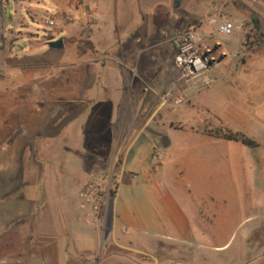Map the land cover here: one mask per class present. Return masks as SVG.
Wrapping results in <instances>:
<instances>
[{"label":"crops","instance_id":"obj_1","mask_svg":"<svg viewBox=\"0 0 264 264\" xmlns=\"http://www.w3.org/2000/svg\"><path fill=\"white\" fill-rule=\"evenodd\" d=\"M87 1L90 10L98 16L97 25L85 40V29L80 24L73 44L76 64L82 66L87 75L86 90L68 97L65 87L58 81L56 70L66 62L61 53L66 45L64 39L61 50L51 48L50 69L55 71L52 75L38 74L34 67L18 65L17 60L2 68L23 71L18 87H25L32 94L43 87L46 90L43 101L46 99L47 104H58L62 108L50 119L52 129L35 139L32 152L37 157L42 156L41 166L38 171L29 168L35 178L28 180L32 187L21 196L30 208L29 236L25 237L20 230V241L15 239L18 233L11 234L12 238L0 242V248L10 252L12 250L7 248H20L24 242L34 251L36 249L43 264H138L139 256L156 261L151 255L154 243L145 239L148 237L194 240V225L215 239L218 235L215 232L221 233L228 221L236 219L235 211H229L228 207L237 200L230 190L238 162L264 163V75L256 69L250 70L255 67L254 60H242L240 65L237 54L230 56L225 49L226 42L218 40L222 45L220 52L227 57L222 58L211 72L207 87L188 95L184 103L176 107L173 100L181 96L183 87L177 83L179 73L173 63L175 57L161 55L160 68L168 71V79L165 86L157 89L146 84L147 77L126 68V65L131 66L127 58H132L138 51L149 55L148 37L154 31L162 39L157 47L163 46L167 36L165 31L171 26L158 21L156 16L152 22L140 24L139 13L132 8L135 0ZM174 1L173 6L178 12L170 22L173 28L176 25L175 29L194 27L209 36L215 32L211 20L249 21L252 27L246 36L247 42L250 46L264 44V0H247L259 13L257 18L237 0ZM170 2L173 3L172 0L157 1V5L149 8L150 12L153 15L164 13ZM200 8L209 11V15L201 18L199 26L196 15L190 24L176 23L180 15L189 10H194L195 14ZM64 9L65 6L62 12ZM78 12L82 15L80 8ZM165 13L171 17L169 12ZM173 38L169 39V44L174 52ZM244 39L243 35L239 51ZM85 42L93 47L85 46ZM12 51L13 48L8 53ZM79 54L83 55L80 60ZM112 72L118 76L116 82L119 79L117 88L110 80ZM172 84L174 99L165 101V92ZM98 86L106 103L116 94L122 97L115 103L114 115L106 119L104 131L108 137H104L106 134L91 135L89 141H83L85 134L91 132L81 123L94 108ZM226 129L245 135L255 141L257 147L249 148L208 135V132ZM173 130L182 134L176 146L167 135ZM92 137L94 143L90 142ZM69 155L74 160L88 155L84 158L89 164L88 173L72 175L76 197L81 199L91 179L105 178L104 220L101 224L93 222V232L67 222L68 216L77 213L71 194L63 191L65 180L71 176ZM155 155L163 156L157 166L152 161ZM181 198L184 199L182 202ZM79 209L83 215L77 218L78 223L98 217L91 209L82 208V203ZM23 220L25 222V217ZM209 226L213 231L209 232ZM107 231L108 239L105 240ZM233 236L234 232L228 241ZM47 248L54 252L46 255Z\"/></svg>","mask_w":264,"mask_h":264},{"label":"rangeland","instance_id":"obj_2","mask_svg":"<svg viewBox=\"0 0 264 264\" xmlns=\"http://www.w3.org/2000/svg\"><path fill=\"white\" fill-rule=\"evenodd\" d=\"M9 0L8 11L4 15L0 23V242L4 238L21 239V231L25 237L29 236L31 228L28 219L30 208L27 201L22 199L23 193H27L31 189L32 184L28 180H34L35 175L29 172V168L40 170L42 156L38 157L34 154L35 139L41 133L51 130L52 117L58 115L59 109L62 108L58 104H47L43 99L46 90L42 87L35 94L27 92L25 87H18V82L22 80L23 71H11L2 69L7 64L17 60L18 65L32 66L38 74L52 75L55 73L50 69L52 64L51 58L53 51L49 47V43L65 40L66 45L61 50L62 57L66 59L65 64L56 70L61 84L65 87L68 97H75L80 91L86 90V72L82 66L76 64L74 42L78 34L79 25L81 24L85 31V40L91 36V30L98 21V16L89 8L87 0ZM158 2L163 0H135L133 9L139 13V22L148 24L152 22L153 17L158 21L171 26L166 29L165 44L157 47L156 44L162 42L157 31L148 37V53L138 51L132 58H127L131 66L126 68L138 74V76L147 77L146 84L154 88L166 85L168 71H162L161 55L164 57H175L169 39L175 38L183 31L190 27L173 28L170 22L174 18V14L178 12V8H174V0L169 3L168 11L171 17L166 13L152 14L151 9ZM236 1V0H235ZM240 4L249 8L251 14L259 17V13L247 0H237ZM74 2V3H73ZM66 9L62 12V7ZM81 9V14L78 10ZM180 15V20L176 21L178 25L190 24L193 15L198 22H202L201 18L209 15V11L199 10L194 14V10ZM230 14V13H228ZM81 15V17L79 16ZM228 17V16H226ZM257 18V17H256ZM51 20L55 21V26L50 27L47 23ZM170 22V23H169ZM169 23V24H168ZM243 30L237 31L231 37H219V41L226 42L225 49L230 56L235 54L238 62L254 60L255 67L250 70H258L260 75H264V44L258 46H250L246 36L250 34L252 25L249 21L242 22ZM97 25V24H96ZM264 30V25H263ZM175 30V31H173ZM172 31V32H171ZM245 44H239L243 39ZM87 44V45H86ZM85 46L92 48V44L85 42ZM13 48L11 54L10 52ZM83 56L79 54L78 60ZM11 59V60H10ZM170 67V65H169ZM123 70V69H119ZM14 73V74H13ZM110 77L112 85L117 88L119 79L116 82V74L112 72ZM158 73V74H157ZM160 73V74H159ZM15 76V79H14ZM82 79V81L80 80ZM172 84L165 94L171 93L169 100L173 98ZM58 92V91H57ZM103 92L98 86V93L93 99L94 108L87 118L81 123L82 127L90 129L85 134L83 141H89L88 137L93 135H104L108 137L104 129L106 127V119L114 115L115 103L119 100L121 94H116L106 103L103 99ZM122 97V96H121ZM67 102H69L67 100ZM261 114V113H259ZM167 135L172 142L177 145L179 132L168 131ZM92 137L90 142L93 141ZM34 147V150H33ZM31 149V150H30ZM67 158L69 174L71 176L65 180L64 193L71 194V201L74 204V211L77 212L72 216H68L67 222L75 225L77 228L95 231V225L92 218L78 223L77 218L82 217L83 213L79 209L82 200L73 193L74 182L72 175L83 176L88 173L89 164L84 158L74 160L72 155ZM27 171V172H26ZM31 171V170H30ZM236 174V175H235ZM234 183H232L231 192L236 196V203L229 204L228 210L235 211L236 219L228 221L229 224L223 227L221 233L215 235V239L210 233L199 230V227L193 225L195 229L194 240H180L173 238L152 237L145 238L154 244L151 255L156 261H152L149 257L139 256L138 264H264V163H245L240 161L234 170ZM184 199H180L182 202ZM259 200V201H256ZM180 202V203H181ZM72 204V205H73ZM24 216L25 222H24ZM27 217V218H26ZM250 218L246 222V219ZM83 219V218H82ZM236 220V221H235ZM87 221L90 223L87 224ZM28 222V223H27ZM234 222L236 225H234ZM240 225L241 223H243ZM85 225H92L86 227ZM39 227V226H38ZM210 231L213 228L209 226ZM21 230V231H20ZM232 232L234 236L231 241ZM214 235V234H213ZM219 238V240H218ZM23 240V239H22ZM21 240V241H22ZM37 244V242H36ZM35 244V245H36ZM105 245V241L104 244ZM225 246V247H224ZM224 247V248H222ZM222 248V249H220ZM218 249V250H215ZM12 251H2L0 248V264H43L40 257L35 251L21 243L20 248H7ZM46 255L52 254L54 251L47 248L44 251ZM122 261V260H121ZM119 263V262H118Z\"/></svg>","mask_w":264,"mask_h":264},{"label":"built area","instance_id":"obj_3","mask_svg":"<svg viewBox=\"0 0 264 264\" xmlns=\"http://www.w3.org/2000/svg\"><path fill=\"white\" fill-rule=\"evenodd\" d=\"M9 0H0V23L8 11ZM215 26V32L206 36L198 32L194 27L183 31L173 38V46L176 54L173 59L175 68L179 73L178 82L183 87L181 96L173 100L176 107L182 105L187 96L210 84L209 76L211 72L219 66L220 60L226 58L225 53H221L222 45L216 36L231 37L237 31L243 30V23L236 19H222L220 21L211 20ZM48 26L54 27L55 21L51 20ZM245 44V41H243ZM171 97V93L166 94L165 101ZM163 160L162 155L153 156L154 165L157 166ZM104 177L91 179L87 190L81 194L82 208L91 209L92 213L98 215L94 223H102L104 220L103 190ZM89 224L90 222L87 221Z\"/></svg>","mask_w":264,"mask_h":264},{"label":"trees","instance_id":"obj_4","mask_svg":"<svg viewBox=\"0 0 264 264\" xmlns=\"http://www.w3.org/2000/svg\"><path fill=\"white\" fill-rule=\"evenodd\" d=\"M254 25H257V22L253 20ZM208 135L216 137L218 139H224L226 141L230 142H236L237 144H241L243 146L249 147V148H255L257 147V144L255 141L251 140L250 138L246 137L243 134H237L234 133L228 129H226L224 132H218L216 130L208 132Z\"/></svg>","mask_w":264,"mask_h":264},{"label":"water","instance_id":"obj_5","mask_svg":"<svg viewBox=\"0 0 264 264\" xmlns=\"http://www.w3.org/2000/svg\"><path fill=\"white\" fill-rule=\"evenodd\" d=\"M48 45H49L50 48L55 49V50H61L63 48V46H64L62 40H60L58 42H55V41L54 42H51ZM111 216H112V206L110 205V208H109V217L111 218ZM107 239H108V231L105 234V240H107Z\"/></svg>","mask_w":264,"mask_h":264}]
</instances>
